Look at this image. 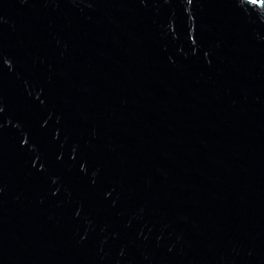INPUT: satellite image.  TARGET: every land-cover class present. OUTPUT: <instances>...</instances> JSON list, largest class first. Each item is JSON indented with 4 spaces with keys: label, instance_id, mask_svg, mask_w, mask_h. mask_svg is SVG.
Masks as SVG:
<instances>
[{
    "label": "water",
    "instance_id": "1",
    "mask_svg": "<svg viewBox=\"0 0 264 264\" xmlns=\"http://www.w3.org/2000/svg\"><path fill=\"white\" fill-rule=\"evenodd\" d=\"M0 264H264V0H0Z\"/></svg>",
    "mask_w": 264,
    "mask_h": 264
}]
</instances>
